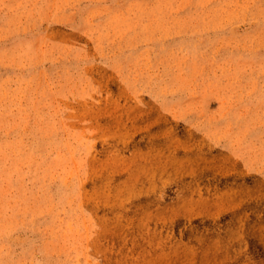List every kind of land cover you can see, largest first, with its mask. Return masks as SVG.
Listing matches in <instances>:
<instances>
[{
	"label": "rangeland",
	"instance_id": "obj_1",
	"mask_svg": "<svg viewBox=\"0 0 264 264\" xmlns=\"http://www.w3.org/2000/svg\"><path fill=\"white\" fill-rule=\"evenodd\" d=\"M0 264H264V0H0Z\"/></svg>",
	"mask_w": 264,
	"mask_h": 264
}]
</instances>
